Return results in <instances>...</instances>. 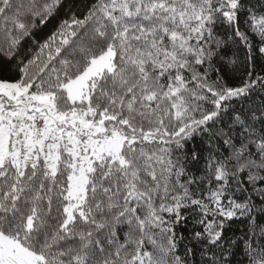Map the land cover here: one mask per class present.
<instances>
[{"label":"snow or ice","instance_id":"snow-or-ice-1","mask_svg":"<svg viewBox=\"0 0 264 264\" xmlns=\"http://www.w3.org/2000/svg\"><path fill=\"white\" fill-rule=\"evenodd\" d=\"M0 264H264V0H0Z\"/></svg>","mask_w":264,"mask_h":264},{"label":"trees","instance_id":"trees-1","mask_svg":"<svg viewBox=\"0 0 264 264\" xmlns=\"http://www.w3.org/2000/svg\"><path fill=\"white\" fill-rule=\"evenodd\" d=\"M58 21L57 20H53L52 22H51V24H49L48 25V28H46L45 30H44V34H46L47 32H48V30L49 29H51V28H53V26L57 23ZM236 259H242V257H236Z\"/></svg>","mask_w":264,"mask_h":264}]
</instances>
